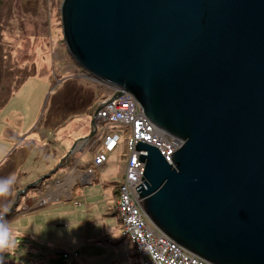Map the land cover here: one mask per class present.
<instances>
[{"label": "water", "instance_id": "water-1", "mask_svg": "<svg viewBox=\"0 0 264 264\" xmlns=\"http://www.w3.org/2000/svg\"><path fill=\"white\" fill-rule=\"evenodd\" d=\"M69 52L183 141H139L155 227L213 264H264V0H64ZM94 125V124H92Z\"/></svg>", "mask_w": 264, "mask_h": 264}, {"label": "rangeland", "instance_id": "rangeland-1", "mask_svg": "<svg viewBox=\"0 0 264 264\" xmlns=\"http://www.w3.org/2000/svg\"><path fill=\"white\" fill-rule=\"evenodd\" d=\"M63 1L0 0V178L14 177L10 194L0 198V207L9 208L5 218L16 240L11 254H3L4 262L110 264V260L119 259L115 264H146L155 255L145 257L136 252L138 257L129 258L126 244L102 247L103 240L112 242L122 238L131 246L121 221L104 219V209L95 208V219H91L101 232L106 226V234L90 240L85 231L83 208L74 205L75 201L84 203L83 196L73 198L70 192H59L56 195L61 199L75 200L55 203L52 202L56 195L49 196L50 190H57V184L66 181L75 167L78 175L80 168L92 162L86 169V182L83 181L90 183L88 169H96L93 159L97 148L94 153L81 149L107 131L106 124L98 129V123L91 130L93 114L98 112L99 103L116 89L96 77L87 78V72L70 54L63 35ZM120 133L119 149L108 153L109 166L98 172L97 183L84 187L90 201L103 199L105 195L104 204L114 203L110 200L111 187L124 178L123 166L129 154L127 141L131 137L127 130ZM86 137L89 139L84 140ZM149 224L157 229L152 222ZM168 238L190 260L213 264ZM190 260L181 263L194 264ZM155 262L164 264L161 260Z\"/></svg>", "mask_w": 264, "mask_h": 264}, {"label": "built area", "instance_id": "built-area-1", "mask_svg": "<svg viewBox=\"0 0 264 264\" xmlns=\"http://www.w3.org/2000/svg\"><path fill=\"white\" fill-rule=\"evenodd\" d=\"M132 103L133 101L130 97H123L119 101L108 103V107L104 110L102 109L96 112V123H98L96 125L99 127L98 129L103 127L105 124L107 126L108 124L112 123H126L127 121H125V119H119V117L116 116L108 117L106 112L108 111V109L115 107L116 104L120 106L122 105L123 108L129 107V109L136 110V108H133ZM124 110L126 109L119 110V113ZM140 121L143 122L141 119H138L136 122H134L136 127L139 126ZM146 137L148 138V140H151L150 135H147ZM118 139L119 138L116 133L106 132H102L100 136H97L95 138V140L99 142V146L97 148V151H95L94 153L95 159H93V166H95L96 169L92 167L88 169V173L90 175V183L96 178V172L98 170L97 168L100 169L106 164L107 154L113 153L117 149L119 145ZM132 144L133 141H131L130 147L132 146ZM164 145L166 150L168 151V155L170 156L174 148L172 147V149H170V146L166 144ZM169 145L172 146L171 143ZM169 156H167L168 160ZM137 162L138 161L136 157H133L130 161V164L132 167L137 166ZM132 167H129L126 171V174L128 175L126 184H122L121 186L119 184L117 189L118 201L116 205V211L121 215L123 219L122 221L124 225V235L129 239L131 245L135 247L136 252H138L142 256L147 257L150 254L152 256L155 255L154 258L156 260L163 261L164 264H182L185 262V259L189 258L190 260V256L185 254V251L179 245H176L174 242H172L166 235L154 231V229L150 226L148 219L146 218V215L144 214L140 205H138L134 201V199L132 200L131 195L128 193L127 187L136 188V185H134V181L137 177L143 176L141 169H132ZM65 257H68V254H65ZM155 259H149L146 264H158L157 262H155ZM190 261L194 262V264H209L195 259Z\"/></svg>", "mask_w": 264, "mask_h": 264}, {"label": "bare ground", "instance_id": "bare-ground-1", "mask_svg": "<svg viewBox=\"0 0 264 264\" xmlns=\"http://www.w3.org/2000/svg\"><path fill=\"white\" fill-rule=\"evenodd\" d=\"M67 46H68V43H67ZM68 50H69V46H68ZM83 71L84 72L85 71L87 72V75H86L87 78H90V79L94 78V76L92 74H90L89 71H87L85 69ZM104 84H106V83H104ZM106 85L112 86L110 84H106ZM112 87L113 88H116L114 86H112ZM123 97H130L132 99V101H133L132 106H133V108H136V110L135 109H133V110L132 109H129V107L123 108L122 105L120 106V105H117L116 104L115 107H113L111 109H108V111L106 112V114H107L108 117H114V116H116V117H119V119H125V121L128 122V123L126 122V123H117V124L112 123L111 125L108 124L107 125L108 127L106 126L107 127L106 130L108 131V132L106 131V133H116L117 136H118V138H119L118 139L119 140V145H118L117 149L119 148L120 142H121V133H120L121 130H127V131H129L130 132V136H131L129 138V140L127 141V148H128L127 150H128V153L129 154L126 157L125 163H124V166H123L124 178H123V180L121 182H119L117 184V189H118L119 184H120V186L122 184L123 185L126 184L127 178H128V175L126 174V171L128 170L129 167H132L131 164H130V161H131V159L133 157H136V159L138 161L137 162L138 165L137 166H133L132 169H141L142 175H143L142 177H137L136 178V180L134 181V185H136V187H137L138 185H140L143 182L144 170H145L146 163L140 161L139 159H140V155L141 154L147 155V152L146 151H138L136 149L139 141H142L144 143H147V144H150L152 146L157 147L166 158L169 155L167 153L168 151L166 150L164 144L170 146L171 147L170 149H172V147L174 148V150L172 151V154H174V152H176L183 145V141L182 140H179L178 138H175V137L167 134L165 131H163L162 129H160L157 126H155L147 118V116L144 113L143 108L141 107V105L139 104V102L137 101V99L132 94H130L128 92H125V93L121 94V91L118 88H116L114 90V92L111 94V96L108 99L103 100V101H101L99 103L100 105H99V108H98L97 111L102 110V109L104 110L105 108L108 107L107 106L108 103H112L114 101H119ZM121 109H126V110H124L121 113H119V110H121ZM138 119H141L143 122L140 121L139 126L136 127V125H135L134 122H136ZM96 120H97V114H93L92 124H94V125H92L91 130L95 128V124L97 122ZM149 127H150L151 130L149 129ZM112 128H113V130H111V131L108 130V129H112ZM95 130H97V129H95ZM147 135H150L151 136V140H148V138L146 137ZM131 141H133V144L130 147ZM170 143L172 144V146L169 145ZM172 154H170L169 160L167 158V161L169 163H172V160H171V155ZM97 169H99V168H97ZM76 170L77 169L74 168L69 173V176H68V178H67L66 181L59 182L57 184V190L51 189L49 196L50 197H53L56 194H58L59 192H64V193L71 192V189L74 186L73 184L76 182L75 180L78 178V176H76ZM136 176H138V175H136ZM127 190H128V193L131 195L132 200L134 199V201L138 205L142 206V200L140 199V193L138 192L137 188H129V187H127ZM142 210H143V208H142ZM146 217L148 218V222L149 223L152 222L149 219L148 216H146ZM123 228H124V225H123ZM154 231L159 232L157 229H154Z\"/></svg>", "mask_w": 264, "mask_h": 264}, {"label": "crops", "instance_id": "crops-1", "mask_svg": "<svg viewBox=\"0 0 264 264\" xmlns=\"http://www.w3.org/2000/svg\"><path fill=\"white\" fill-rule=\"evenodd\" d=\"M85 139L88 140L89 138L86 137V138H84V140ZM92 141H93L92 143L90 141V144H91L90 146L84 148V150L81 149V151L82 152H86L87 150H91L94 153L93 150H95V147L98 148L99 142L96 141L95 138H92ZM80 159H81V156L77 159V167H79ZM91 164H92V162H91ZM91 164H89L88 166H90ZM88 166H86L84 168H80L79 167L80 168V171L78 172V175L76 174V176H78V178L75 180L76 182L74 183V186L71 189V192L70 193L73 195V198H76L77 195H79L81 197L83 196L84 203H82V202L80 203L78 201H75L74 202V205L76 207L77 206L78 207L81 206L83 208L82 213L86 217V220L84 222L86 235L88 236V239L91 240L93 238V240H95L96 238H103L104 235L106 234V232L104 233V231L105 230L107 231L106 226H104L102 232H101V229H97L96 228V227L99 228V225H95V223H94L95 217L93 216V214L96 211L95 208H97L99 211H101L102 209L105 210V213L103 215V218L104 219H106V218H109V219L116 218L119 221H121L122 224H123V222H122L121 215L116 211V205H117V201H118V193H117V184L118 183H113V186L111 187V194H110L111 197H110V200H114V203L113 204H104V200H107V197L105 195L103 196V199L97 197V199L95 201H93V200L90 201V199H91L90 197L91 196L90 197H86L87 195L84 194L85 189H86L84 187L90 186V185H94L95 183H97L98 182V172L101 171V170H103V169H105L106 167L109 166V154H108V158H107L106 164L104 166H102L99 170H97L95 180H93L91 183L87 182V183H84L83 184V181H85L87 179L86 178L87 177V175H86L87 174V172H86L87 170L86 169H87ZM68 176H67V178H68ZM88 180H89V178H88ZM81 189H83V190H81ZM106 189H108V188H106ZM61 198L62 197L56 195V198H55L56 200L54 202H52V203L61 202V201H69L70 202V201L75 200L73 198L69 200L68 199L69 197H67V198L65 197V199H61ZM91 218H94V219H91ZM90 232H93L94 235H90ZM103 241H104L103 244H101L102 247H104V246L109 247L112 243L114 245H117L118 247L122 246V244H126L128 246V251L126 253V256L129 257V258L130 257H133V258L138 257V255H137L135 249L133 248V246L132 245L129 246L128 245V242L126 240L124 241L123 238L120 239V240L114 239L112 242H109V241H106V240H103ZM78 256H79V254H78ZM66 259H68V258H66ZM78 259H79V257H78ZM117 262H119V259L110 260V264H115ZM91 264H93V263L91 262Z\"/></svg>", "mask_w": 264, "mask_h": 264}, {"label": "clouds", "instance_id": "clouds-1", "mask_svg": "<svg viewBox=\"0 0 264 264\" xmlns=\"http://www.w3.org/2000/svg\"><path fill=\"white\" fill-rule=\"evenodd\" d=\"M14 184V177L0 178V198H6ZM9 208L7 205L0 207V264H5L4 253L11 254L16 247V240L9 227V221L5 218Z\"/></svg>", "mask_w": 264, "mask_h": 264}]
</instances>
